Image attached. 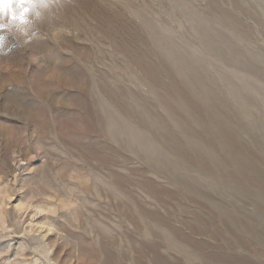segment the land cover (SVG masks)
Instances as JSON below:
<instances>
[{
    "label": "rangeland",
    "instance_id": "374dc122",
    "mask_svg": "<svg viewBox=\"0 0 264 264\" xmlns=\"http://www.w3.org/2000/svg\"><path fill=\"white\" fill-rule=\"evenodd\" d=\"M42 31L0 57V264H264L245 172L149 152L175 160L214 118L236 133L216 156L264 164V0H74Z\"/></svg>",
    "mask_w": 264,
    "mask_h": 264
},
{
    "label": "bare ground",
    "instance_id": "6f19581e",
    "mask_svg": "<svg viewBox=\"0 0 264 264\" xmlns=\"http://www.w3.org/2000/svg\"><path fill=\"white\" fill-rule=\"evenodd\" d=\"M211 122L215 126H217V127L219 126L218 129L220 130L222 135L217 131V137L214 136V137H211V138L207 139V137H204V136H201V135H197V134H196L197 138L192 137L194 134L190 133V135H192V136L189 139L187 138V143H189L190 149H188V150H186L184 152L183 151L179 152V153H183V154L182 155L181 154L178 155V157L175 160H172V159L169 160L167 158V155L162 153V151L159 149V147L157 145L152 146V148L149 151V146H147L145 144V142L141 141L140 139L137 140V141H141V142H136L135 146L138 149H144V150L147 149L150 152V155H153V156H156V157L158 156L160 159L157 158V159H154V160H155V164L156 165H157V162L160 163V164L157 165L160 168H162L161 164L164 162L168 169L176 170L177 166H182L184 164H187L188 163L187 161H190L189 159L191 158V161L194 159L193 161L200 165L199 167H201L204 170H208L209 172H211L214 175L218 176L222 180H225L226 178H232V177L238 178L239 177L238 173L242 174L243 172H245L244 177L237 179L236 186H234L237 189L236 191H238V190H241V191L242 190H248V188H256V189H262V191L264 193V164L259 165L256 162L248 163V161H246L245 159H240L239 158V160H237V158H234L235 157V154L233 153V150H235L234 147H236V149L238 147H241V146H239L237 144L236 145H231L232 149L230 148V146H228V148H227L228 149L227 150L228 151L227 152V157L219 156V155L216 156V150L215 149L221 146L220 149H223V151H225L224 150L225 143H224L223 140L227 139L229 141V139H230V140L234 141L233 137H234V134H236V133H235V131L232 128L226 127L228 124H226L225 122L223 124L222 121L215 120L214 118L211 120ZM230 127H232V126H230ZM206 143H212L213 147H209L207 149H204L203 147H205L204 145ZM185 146H186V144H185ZM147 150H146V152H147ZM180 150H182V149L179 148V151ZM184 153H186L187 156H185ZM193 161H192V163H194ZM231 163H233V164H231ZM169 176H170V178L175 180L177 183H180L181 180H182V176L180 174H178L177 172L169 173ZM193 184H194V187H193L192 184L190 186L192 187L194 194H200L201 192H199L198 189H196L197 184H196L195 181L193 182ZM234 191H235V189H234ZM199 196L201 197V195H199ZM193 198L195 200L199 201V199H197L196 195H194ZM253 201H255V200H253ZM257 202L258 201H256V203ZM201 204H203L205 206V208L212 209L213 212H214V213L213 212L212 213L215 216L219 217L220 218L219 220L223 224L228 225L229 219H231V217L227 218V216L225 215L226 213L224 214V213L221 212L223 214V216H224L223 217L221 215V213H219L220 211L217 212V208L215 206H214V209L211 208L210 206H208L210 203L209 204L208 203L204 204L201 201ZM156 230H159V229H156ZM175 235H176V231L175 230H170L169 233L167 234V236H169L171 238H174V239H175ZM163 236H164V234H163ZM192 245H193V249L194 248L197 249L200 246L197 243L192 244ZM176 247L178 248V246H176ZM188 249L191 250L190 247H188ZM199 255L202 256L201 258H203L202 259V262H203V260L206 259L205 255H202V254H199ZM162 261H164V259L162 257L155 258L153 264H161ZM164 263L165 264H169L166 261Z\"/></svg>",
    "mask_w": 264,
    "mask_h": 264
},
{
    "label": "clouds",
    "instance_id": "9594fccd",
    "mask_svg": "<svg viewBox=\"0 0 264 264\" xmlns=\"http://www.w3.org/2000/svg\"><path fill=\"white\" fill-rule=\"evenodd\" d=\"M74 0H0V57L43 37Z\"/></svg>",
    "mask_w": 264,
    "mask_h": 264
}]
</instances>
